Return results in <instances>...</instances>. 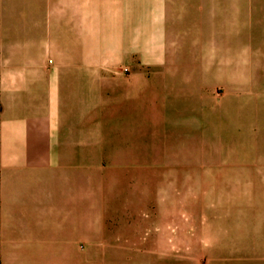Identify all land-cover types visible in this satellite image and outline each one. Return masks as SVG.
I'll use <instances>...</instances> for the list:
<instances>
[{"label":"crops","instance_id":"1","mask_svg":"<svg viewBox=\"0 0 264 264\" xmlns=\"http://www.w3.org/2000/svg\"><path fill=\"white\" fill-rule=\"evenodd\" d=\"M220 1L0 0V264L47 254L38 251L42 236L51 239L54 228L55 242L64 217L77 227L75 250L64 241L62 253H88L79 248L88 222L84 163L99 152L89 145L107 154L104 122L116 127L139 77H161L165 90L188 64L211 92L220 50L264 46V31L255 37L249 16L242 28L232 17L218 27ZM232 62L226 55L223 63Z\"/></svg>","mask_w":264,"mask_h":264},{"label":"rangeland","instance_id":"2","mask_svg":"<svg viewBox=\"0 0 264 264\" xmlns=\"http://www.w3.org/2000/svg\"><path fill=\"white\" fill-rule=\"evenodd\" d=\"M217 8L218 27L232 17L242 28L249 16L255 37L264 31V0ZM218 55L211 92L188 64L165 90L161 77H139L116 127L104 122L107 154L89 145L99 152L84 163L88 222L79 248L88 253H62L64 241L75 250V225L64 217L55 242L54 228L52 240L42 236L38 251L48 253L23 264H264V46Z\"/></svg>","mask_w":264,"mask_h":264}]
</instances>
